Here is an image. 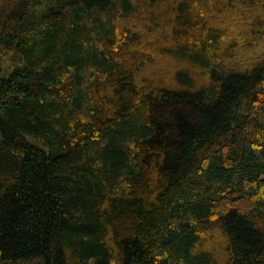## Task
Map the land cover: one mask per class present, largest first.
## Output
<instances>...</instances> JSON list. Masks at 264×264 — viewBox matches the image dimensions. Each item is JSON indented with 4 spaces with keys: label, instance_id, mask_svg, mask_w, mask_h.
<instances>
[{
    "label": "trees",
    "instance_id": "16d2710c",
    "mask_svg": "<svg viewBox=\"0 0 264 264\" xmlns=\"http://www.w3.org/2000/svg\"><path fill=\"white\" fill-rule=\"evenodd\" d=\"M0 264H264V0H0Z\"/></svg>",
    "mask_w": 264,
    "mask_h": 264
}]
</instances>
